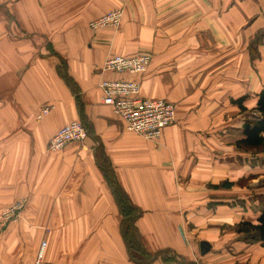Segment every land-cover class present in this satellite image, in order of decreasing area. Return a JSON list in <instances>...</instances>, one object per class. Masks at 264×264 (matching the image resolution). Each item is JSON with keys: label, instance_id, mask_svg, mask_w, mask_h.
Segmentation results:
<instances>
[{"label": "crops", "instance_id": "crops-1", "mask_svg": "<svg viewBox=\"0 0 264 264\" xmlns=\"http://www.w3.org/2000/svg\"><path fill=\"white\" fill-rule=\"evenodd\" d=\"M116 9L119 29L89 28ZM146 52L145 74L103 72ZM104 80L139 82L176 124L159 142L126 130ZM262 92L264 0H0V216L27 200L25 222L0 231V264H264L258 232L239 231L260 226L264 150L237 147ZM73 121L89 138L49 151Z\"/></svg>", "mask_w": 264, "mask_h": 264}, {"label": "built area", "instance_id": "built-area-1", "mask_svg": "<svg viewBox=\"0 0 264 264\" xmlns=\"http://www.w3.org/2000/svg\"><path fill=\"white\" fill-rule=\"evenodd\" d=\"M123 15V9H116L90 22L89 28L93 32L107 28L119 29ZM152 60L153 56L148 52L130 57L111 56L104 63L103 72L141 75L148 71ZM100 88L103 93V104L113 109V112L124 123L126 130L147 141L159 142L164 130L177 122L176 105L162 99L144 98L141 95V84L137 81L104 80L100 83ZM50 111V107H44L37 119H43ZM89 135L90 129L80 121H73L51 138L48 150L59 152L70 143L85 142ZM26 207L27 200L20 199L6 208L1 213L0 228L5 229L10 224L22 221ZM40 257L42 258V254Z\"/></svg>", "mask_w": 264, "mask_h": 264}, {"label": "trees", "instance_id": "trees-1", "mask_svg": "<svg viewBox=\"0 0 264 264\" xmlns=\"http://www.w3.org/2000/svg\"><path fill=\"white\" fill-rule=\"evenodd\" d=\"M63 77L69 80L68 77H66L64 74ZM244 101L245 98L236 101V103L240 106L242 111H246V109L243 106ZM255 113L256 115L252 116L251 118H247L244 123L243 126L244 137L237 142V147L239 149L258 150V151L264 150V92H262L259 95ZM106 176L122 216L124 217V219L128 224L133 222L135 218V211H136L135 208L129 203L128 198L124 196L119 184L115 181L113 175L109 173L106 174ZM239 231L245 232L247 234H251L254 231L258 232L259 239L264 240V210L262 211V215L260 217V226L255 227L251 224L244 223L240 226ZM135 233H137L135 228L126 226L125 239L131 248L133 247V244L137 240ZM132 259L134 261H137V259H135L134 257H132Z\"/></svg>", "mask_w": 264, "mask_h": 264}, {"label": "rangeland", "instance_id": "rangeland-1", "mask_svg": "<svg viewBox=\"0 0 264 264\" xmlns=\"http://www.w3.org/2000/svg\"><path fill=\"white\" fill-rule=\"evenodd\" d=\"M23 217H25V211H24ZM23 221L25 222V220L23 219V220L20 221L18 224H21ZM0 222H1V216H0ZM24 222H23V223H24ZM23 223H22V224H23ZM18 224H17V225H18ZM10 225H12V224H10ZM10 225H8V226H10ZM8 226H7V227H8ZM1 230H2V228H0V231H1Z\"/></svg>", "mask_w": 264, "mask_h": 264}]
</instances>
